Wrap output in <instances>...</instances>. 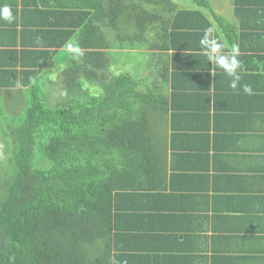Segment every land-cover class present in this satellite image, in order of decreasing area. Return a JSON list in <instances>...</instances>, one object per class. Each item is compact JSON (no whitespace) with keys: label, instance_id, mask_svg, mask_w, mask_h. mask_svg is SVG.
Instances as JSON below:
<instances>
[{"label":"trees","instance_id":"1","mask_svg":"<svg viewBox=\"0 0 264 264\" xmlns=\"http://www.w3.org/2000/svg\"><path fill=\"white\" fill-rule=\"evenodd\" d=\"M193 2L197 9L173 0L44 4L49 16H64V43L77 40L84 55L63 57L69 67L59 86L66 94L54 104V89L43 93L54 82L49 75L58 49L51 48L41 67L48 73L31 71L23 97L4 102L11 115H0V264H138L145 245L166 239L168 212L146 198L166 195L165 140L155 135L153 114L162 108L158 86L168 70L159 68V79L152 70L149 86L128 68L112 71L111 55L158 44L177 56L199 51L204 30L215 22L225 34L238 32L209 0ZM233 4L241 32L264 34V24H248L263 17L264 0ZM255 43L262 48L259 38Z\"/></svg>","mask_w":264,"mask_h":264},{"label":"crops","instance_id":"2","mask_svg":"<svg viewBox=\"0 0 264 264\" xmlns=\"http://www.w3.org/2000/svg\"><path fill=\"white\" fill-rule=\"evenodd\" d=\"M4 3L15 15L12 24L0 21V85L5 86L2 99L7 102L23 97L31 71L48 73L41 67L49 48L58 49L51 68V74L55 72L64 50L65 20L62 14L46 13L47 0H0ZM232 14L225 19L238 32L225 34L215 22L216 34L229 47L239 46L241 84H250L255 95L245 94L242 87L231 89V78L200 49H185L178 56L160 44L113 50L146 53L158 79L159 68L168 70L167 77L158 80L162 108L153 119L155 135L165 140L167 181L161 184L167 185L166 195L146 198L168 212L161 231L166 239L145 245L139 252L142 258L136 257L138 264H264V34L241 32L234 6ZM256 22L264 24V15L250 18L248 24ZM70 23L73 27V19ZM37 37L43 46L35 44ZM168 41L172 44V38Z\"/></svg>","mask_w":264,"mask_h":264},{"label":"clouds","instance_id":"3","mask_svg":"<svg viewBox=\"0 0 264 264\" xmlns=\"http://www.w3.org/2000/svg\"><path fill=\"white\" fill-rule=\"evenodd\" d=\"M0 21L12 24L15 21V15L11 6L7 3L0 4ZM215 26L204 30L203 36L199 40L200 51L207 61L216 68L222 70L230 77L229 87L242 90L247 95H255L253 87L250 84H241L242 72L244 71L243 62L239 59V46L232 44L231 47L224 41L223 36L216 34ZM43 39L37 37L35 44L43 46ZM64 51L62 56L68 57L70 60H79L84 55V51L79 42L75 39H69L64 43ZM213 75V73H212ZM35 83V81H33ZM115 264V262H114ZM122 264H127L123 261Z\"/></svg>","mask_w":264,"mask_h":264},{"label":"rangeland","instance_id":"4","mask_svg":"<svg viewBox=\"0 0 264 264\" xmlns=\"http://www.w3.org/2000/svg\"><path fill=\"white\" fill-rule=\"evenodd\" d=\"M173 1L175 3H177L178 7H180V8H188V9H197L198 8V6L196 5V3L193 2V0H173ZM209 1L211 3L212 9H214L215 11H218L220 14L224 15L223 16L224 18H231L232 17V15H233L232 10H233V6H234L233 0H209ZM205 12L207 13L206 10H205ZM120 26L122 29L123 28L122 25H120ZM120 33H123V32H120ZM145 41H146V39H145ZM63 51L64 50H62V52ZM59 53H61V52H59ZM113 53L114 54L111 56L115 60V63L117 66H114V64H112L113 65V67L111 68L112 71L119 73L122 70L128 68V69H130L131 74L135 76V78H138V79L143 80V81L145 80L147 82V85H149V86L153 85L152 84L153 80L151 79L152 70L150 68H148V60H150V59L146 58V53L139 52V51H137V52L127 51V53H126L124 50H121L119 52L116 51ZM109 54H111V53H109ZM58 57H59L58 67H57V69L53 67V70H55V72H53L52 74L49 75L50 78L54 79V82L53 83H47V89H43V93H45V94L48 93L46 91H49V88L54 89L52 91V95H51L52 96V98H51L52 104H54L56 102V100L58 98H60V96H63L64 94H66L65 91L63 94L61 86H59V81L61 82V78L64 79L63 76H61V73L64 72L66 70V68L69 67V64L67 63V61L64 60V58H63L64 56H62V53L58 54ZM123 63H124V66L126 65L125 66L126 68L125 67L120 68L118 66L119 64L122 65ZM56 70L58 72H56ZM42 86H46V85H42ZM13 91L18 92V90H13ZM4 102L5 101L2 99V97H0V115L2 114L4 117H8L9 115H11V113L8 110H6L5 107L8 108V106ZM17 102H19V101L17 100ZM154 118H158V110H156L155 113L153 114V119Z\"/></svg>","mask_w":264,"mask_h":264}]
</instances>
